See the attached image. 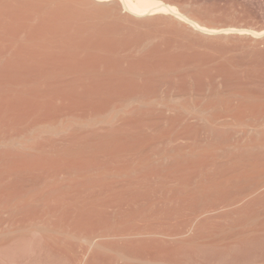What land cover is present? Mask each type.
Masks as SVG:
<instances>
[{
    "label": "rangeland",
    "instance_id": "obj_1",
    "mask_svg": "<svg viewBox=\"0 0 264 264\" xmlns=\"http://www.w3.org/2000/svg\"><path fill=\"white\" fill-rule=\"evenodd\" d=\"M157 1L0 0V264H264V0Z\"/></svg>",
    "mask_w": 264,
    "mask_h": 264
},
{
    "label": "bare ground",
    "instance_id": "obj_2",
    "mask_svg": "<svg viewBox=\"0 0 264 264\" xmlns=\"http://www.w3.org/2000/svg\"><path fill=\"white\" fill-rule=\"evenodd\" d=\"M124 4L136 15L154 14L159 10L171 11L181 14L179 8L175 5L162 4L157 0H124ZM200 25V24H199ZM198 24L197 26L200 27ZM261 33H264L263 31Z\"/></svg>",
    "mask_w": 264,
    "mask_h": 264
}]
</instances>
